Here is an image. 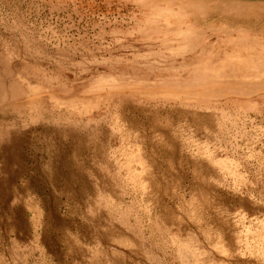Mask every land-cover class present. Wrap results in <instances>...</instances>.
<instances>
[{"label":"rangeland","instance_id":"1","mask_svg":"<svg viewBox=\"0 0 264 264\" xmlns=\"http://www.w3.org/2000/svg\"><path fill=\"white\" fill-rule=\"evenodd\" d=\"M0 264H264V0H0Z\"/></svg>","mask_w":264,"mask_h":264}]
</instances>
